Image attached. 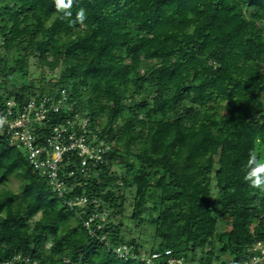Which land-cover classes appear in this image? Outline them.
Returning <instances> with one entry per match:
<instances>
[{
    "label": "trees",
    "instance_id": "obj_1",
    "mask_svg": "<svg viewBox=\"0 0 264 264\" xmlns=\"http://www.w3.org/2000/svg\"><path fill=\"white\" fill-rule=\"evenodd\" d=\"M0 41V106L64 90L60 118L87 117L110 145L64 195L107 209L105 243L0 131V263L142 264L112 251L127 243L240 264L264 242V171L245 179L264 165V0H0Z\"/></svg>",
    "mask_w": 264,
    "mask_h": 264
},
{
    "label": "built area",
    "instance_id": "obj_2",
    "mask_svg": "<svg viewBox=\"0 0 264 264\" xmlns=\"http://www.w3.org/2000/svg\"><path fill=\"white\" fill-rule=\"evenodd\" d=\"M2 41H0L1 44ZM64 90L61 97L41 96L30 98L17 105L12 99L0 106V131L9 145H17L25 152L27 161L35 173L45 177L63 204L70 209L89 208L82 225L91 236L108 242L104 228L107 225L108 211L101 207L100 201L85 194L64 196L69 188V178L77 174L86 176L87 171L96 169L105 162L110 145L99 138L89 127V119L78 113L61 117L65 104ZM120 259H134L142 264H190L183 255L173 250L135 251L131 244L123 243L112 247ZM248 258L240 264H255L264 260V242L257 240L245 247ZM41 264L37 259L15 255L0 264ZM67 264H77L64 259Z\"/></svg>",
    "mask_w": 264,
    "mask_h": 264
},
{
    "label": "rangeland",
    "instance_id": "obj_3",
    "mask_svg": "<svg viewBox=\"0 0 264 264\" xmlns=\"http://www.w3.org/2000/svg\"><path fill=\"white\" fill-rule=\"evenodd\" d=\"M262 98H263V102H264V89L262 90ZM20 185V180L17 179V177H11L9 182H8V188L11 189L12 191H17ZM214 185V179H212V190L214 191L215 188L213 187ZM128 194L129 196L132 194V190H128ZM128 206V205H127ZM127 215L129 214V207H127V210L125 212ZM219 217V216H218ZM112 220L117 221L118 217H114ZM219 223H217V228L219 229H226L228 228V225L223 222V219L219 217ZM122 227L123 229L126 230H131L132 232V236L136 237L139 234V231L136 229V227L134 226V223L128 218V217H124L122 220ZM152 228H145V230L143 231V235L142 238L148 240L146 241L145 245L149 246L150 245V240H152L151 237V232ZM218 246L216 244V242L213 245V250H214V256L216 257V255H219L221 259H227L228 258V254L227 253H218ZM199 252L197 253V256L194 260H190V264H197L198 263V258H199Z\"/></svg>",
    "mask_w": 264,
    "mask_h": 264
},
{
    "label": "clouds",
    "instance_id": "obj_4",
    "mask_svg": "<svg viewBox=\"0 0 264 264\" xmlns=\"http://www.w3.org/2000/svg\"><path fill=\"white\" fill-rule=\"evenodd\" d=\"M264 171V165H256V168L251 170L246 176V180H250V182L253 184V186H258L261 184V180L258 174V171Z\"/></svg>",
    "mask_w": 264,
    "mask_h": 264
},
{
    "label": "snow or ice",
    "instance_id": "obj_5",
    "mask_svg": "<svg viewBox=\"0 0 264 264\" xmlns=\"http://www.w3.org/2000/svg\"><path fill=\"white\" fill-rule=\"evenodd\" d=\"M61 2H63V0H61Z\"/></svg>",
    "mask_w": 264,
    "mask_h": 264
}]
</instances>
